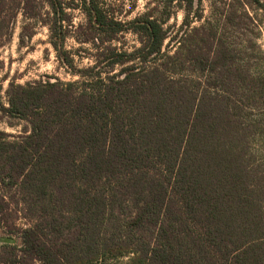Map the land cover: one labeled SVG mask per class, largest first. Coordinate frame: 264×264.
<instances>
[{"label":"trees","instance_id":"obj_1","mask_svg":"<svg viewBox=\"0 0 264 264\" xmlns=\"http://www.w3.org/2000/svg\"><path fill=\"white\" fill-rule=\"evenodd\" d=\"M43 2L58 60L79 79L7 90L3 119L26 126L14 140L0 132V225L14 205L27 224L1 231L0 264H264V55L246 52L255 44L240 59L213 20L192 27L201 0H162L129 22L105 0H80L92 32L81 43L96 53L74 70L70 5L0 0V48L19 12ZM174 3L185 11L177 32L167 26ZM249 7L264 13V0H231L224 21H254ZM128 32L139 42L131 52L113 45Z\"/></svg>","mask_w":264,"mask_h":264},{"label":"rangeland","instance_id":"obj_2","mask_svg":"<svg viewBox=\"0 0 264 264\" xmlns=\"http://www.w3.org/2000/svg\"><path fill=\"white\" fill-rule=\"evenodd\" d=\"M8 1L12 3L13 0ZM37 2L40 3L41 0H37ZM64 2L72 7L67 10L66 20L68 23L65 25L69 35L65 40V49L71 54L74 70L91 67L94 64L92 56L95 55L96 48L92 44L81 43L88 36V31L89 34L92 32L88 29L85 13L78 6L80 0H64ZM105 2L122 22H129L152 10L155 6L158 8L157 10H162V0H105ZM230 2L231 0H201L202 19L194 21L192 27H199L209 20H213L211 23L214 30L239 52L240 59L245 58L246 52L254 56L252 59L264 55L263 11L249 7L250 13L253 16L256 14L258 17L250 22L243 19L239 26H231L226 24L223 18L227 4ZM41 9L38 14H34L29 8L19 12L12 25L10 38H3L2 42L4 43L0 48V132L12 136L11 140L17 138L26 126L25 122L18 119H3L4 114L1 107H8L7 90L11 83L25 85L47 78L53 82L60 80L63 83H68L79 79L58 60L57 53L50 42L51 34L48 24L53 17L52 11L44 2ZM170 12L173 16L167 26H175L174 30L177 32L183 23L185 11L174 3L170 7ZM25 14L29 17L26 18ZM31 16L33 17L30 18ZM250 43L255 44V49H252V52H245V48ZM113 45L131 52L139 47V42L137 35L128 32L123 33L118 41L113 42ZM246 58L249 59L248 56ZM13 209L12 219L8 223L0 225V249L7 239V236L1 231L7 232L8 226L23 228L27 224L21 215L15 213V205ZM130 259L132 256L117 259L106 257L104 260L101 259V262L97 261V264H128Z\"/></svg>","mask_w":264,"mask_h":264}]
</instances>
